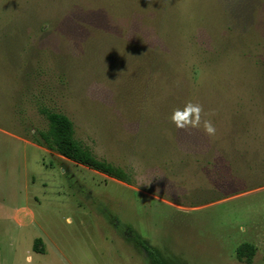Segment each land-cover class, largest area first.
<instances>
[{
  "label": "rangeland",
  "instance_id": "rangeland-1",
  "mask_svg": "<svg viewBox=\"0 0 264 264\" xmlns=\"http://www.w3.org/2000/svg\"><path fill=\"white\" fill-rule=\"evenodd\" d=\"M42 108L129 181L39 144ZM136 235L264 264V0H0V264H152Z\"/></svg>",
  "mask_w": 264,
  "mask_h": 264
},
{
  "label": "trees",
  "instance_id": "trees-1",
  "mask_svg": "<svg viewBox=\"0 0 264 264\" xmlns=\"http://www.w3.org/2000/svg\"><path fill=\"white\" fill-rule=\"evenodd\" d=\"M43 114L48 120V128L39 130L35 140L50 149L56 150L62 156L77 163L88 166L94 170L105 173L122 181H129L123 168L113 163L98 158L88 147L75 137L74 123L65 113L49 108H42ZM136 247L143 248L151 259L152 264H169L168 259L157 247L146 242L141 235L133 238ZM43 240L38 237L34 242V250L44 252ZM41 245V246H40ZM40 246V247H39ZM256 247L250 243H243L237 248V256L246 262H252Z\"/></svg>",
  "mask_w": 264,
  "mask_h": 264
},
{
  "label": "clouds",
  "instance_id": "clouds-1",
  "mask_svg": "<svg viewBox=\"0 0 264 264\" xmlns=\"http://www.w3.org/2000/svg\"><path fill=\"white\" fill-rule=\"evenodd\" d=\"M207 131H208L209 133H211V132L213 131V129L209 126V127L207 128Z\"/></svg>",
  "mask_w": 264,
  "mask_h": 264
}]
</instances>
